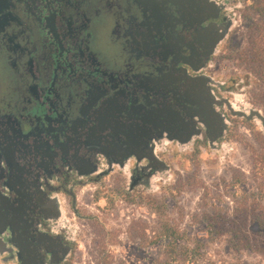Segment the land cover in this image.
Returning a JSON list of instances; mask_svg holds the SVG:
<instances>
[{
	"label": "flooded vegetation",
	"instance_id": "af4514ba",
	"mask_svg": "<svg viewBox=\"0 0 264 264\" xmlns=\"http://www.w3.org/2000/svg\"><path fill=\"white\" fill-rule=\"evenodd\" d=\"M239 0H0V261L70 264L78 188L141 202L181 153L226 147L214 72Z\"/></svg>",
	"mask_w": 264,
	"mask_h": 264
},
{
	"label": "rangeland",
	"instance_id": "374dc122",
	"mask_svg": "<svg viewBox=\"0 0 264 264\" xmlns=\"http://www.w3.org/2000/svg\"><path fill=\"white\" fill-rule=\"evenodd\" d=\"M234 14L213 75L237 109L264 118V67L252 57L264 47V0H239ZM235 121L224 150L178 154L139 203L113 195L111 177L78 188L70 264H264L261 255L228 245L227 234L243 221L247 243L264 248V230L252 223L264 218V125ZM165 228L177 234L175 245Z\"/></svg>",
	"mask_w": 264,
	"mask_h": 264
},
{
	"label": "trees",
	"instance_id": "16d2710c",
	"mask_svg": "<svg viewBox=\"0 0 264 264\" xmlns=\"http://www.w3.org/2000/svg\"><path fill=\"white\" fill-rule=\"evenodd\" d=\"M254 60L260 64V67H264V47L261 48L259 52H256V56H252ZM262 200V199H261ZM252 223L257 224L261 229L264 230V218L257 217ZM245 229V224L243 221H240L239 230L233 229L230 230L228 235V245L229 248L234 251L235 253H239L243 250H249L254 254L261 255L264 258V248L263 249H255L253 246L247 243L246 236L244 235L243 231ZM163 237L165 239L171 240V244L175 245L178 241L177 234L169 229L165 228L163 232Z\"/></svg>",
	"mask_w": 264,
	"mask_h": 264
}]
</instances>
